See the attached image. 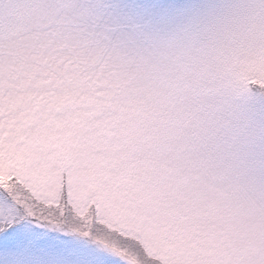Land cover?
I'll use <instances>...</instances> for the list:
<instances>
[{
    "label": "snow or ice",
    "instance_id": "snow-or-ice-1",
    "mask_svg": "<svg viewBox=\"0 0 264 264\" xmlns=\"http://www.w3.org/2000/svg\"><path fill=\"white\" fill-rule=\"evenodd\" d=\"M0 264H264V0H0Z\"/></svg>",
    "mask_w": 264,
    "mask_h": 264
}]
</instances>
